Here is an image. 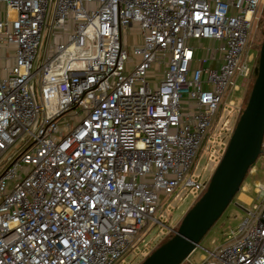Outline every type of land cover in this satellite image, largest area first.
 Here are the masks:
<instances>
[{"label":"built area","instance_id":"1","mask_svg":"<svg viewBox=\"0 0 264 264\" xmlns=\"http://www.w3.org/2000/svg\"><path fill=\"white\" fill-rule=\"evenodd\" d=\"M261 2L0 0V264H117L166 199L207 191L193 167L224 95L252 78ZM254 190L202 264H264Z\"/></svg>","mask_w":264,"mask_h":264},{"label":"rangeland","instance_id":"2","mask_svg":"<svg viewBox=\"0 0 264 264\" xmlns=\"http://www.w3.org/2000/svg\"><path fill=\"white\" fill-rule=\"evenodd\" d=\"M258 23L256 21L253 30L250 31L248 40L251 43V52L254 54L256 65V57L258 45L262 42L261 31L264 25V1L262 0L258 13ZM125 42L130 46L139 44L141 42V36L139 29L134 27L125 37ZM207 45V41L203 42ZM260 49V47H259ZM259 52V51H258ZM201 55V52L198 54ZM257 66V65H256ZM255 77L251 79L250 87L241 89L239 92H230L224 95L223 103L216 115L213 125L207 132L203 141L202 147L199 151L195 165L193 167V180L206 183L210 182L214 171L216 170L226 148L229 140L233 134L236 124L239 120L238 111L229 105V101L233 100L236 103V107H245L249 89L252 87ZM237 84L241 83V78L236 79ZM243 110V109H242ZM229 119V130L223 128V122ZM264 145V139H263ZM264 147V146H263ZM195 166H197L195 168ZM257 172L255 177L248 175L245 177L242 187L246 189L245 196L252 200L250 205L244 203L246 210H252L253 205L259 204L257 196L255 194V181L264 182V155L261 154L255 162ZM241 187V188H242ZM179 197L171 196L163 203V216L159 217L162 224H152L146 232L144 239L145 242H139L125 257H123L117 264H140L153 250H155L164 240L170 235L175 234V231L179 228L183 218L188 211L194 206L199 199L198 191H191L186 187L180 190ZM241 191L234 199V202L228 207L221 219L213 226L208 234L201 241V246L192 254L187 260L189 264H202V255L207 254V250L213 251L219 245L226 242L231 230H237L239 223L247 216L244 208L239 206V197L244 200V196Z\"/></svg>","mask_w":264,"mask_h":264},{"label":"water","instance_id":"3","mask_svg":"<svg viewBox=\"0 0 264 264\" xmlns=\"http://www.w3.org/2000/svg\"><path fill=\"white\" fill-rule=\"evenodd\" d=\"M248 100L207 191L183 218L174 236L141 264H183L239 194L250 168L262 154L264 139V35Z\"/></svg>","mask_w":264,"mask_h":264},{"label":"trees","instance_id":"4","mask_svg":"<svg viewBox=\"0 0 264 264\" xmlns=\"http://www.w3.org/2000/svg\"><path fill=\"white\" fill-rule=\"evenodd\" d=\"M263 35H264V25H263V29H262V31H261V37H262V38H263ZM260 46H261V43L258 45V48L255 49V50H257V55H259V52H258V51H259V47H260ZM256 59H257V61H258V57H256ZM257 61H256V65H257ZM253 76H254V75H252V78H253ZM254 77H255V76H254ZM252 78H251V79H252ZM250 83H251V80H250V82L248 83L247 88L250 87ZM250 90H251V88L249 89V93H250ZM249 93H248V97H249ZM247 100H248V99H247ZM251 168H252V167H251ZM251 168H250V169H251ZM249 171H250V170H249ZM248 173H249V172H248ZM248 173H247V175H248ZM247 175H246V176H247ZM177 230H178V229H177ZM173 236H174V234L170 235V236H169L166 240H164V241H163V242H162L157 248H159L162 244H164V243H166L167 241H169ZM157 248H156V249H157ZM156 249H155V250H156ZM155 250H153L150 254H152ZM150 254H149V255H150ZM149 255H148V256H149ZM148 256H147V257H148ZM147 257H146V258H147ZM146 258H145V259H146ZM145 259H144V260H145ZM144 260H143V261H144ZM143 261H142V262H143ZM142 262H141V263H142ZM141 263H140V264H141ZM183 264H189V263L186 261V262H184Z\"/></svg>","mask_w":264,"mask_h":264}]
</instances>
